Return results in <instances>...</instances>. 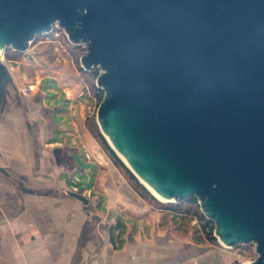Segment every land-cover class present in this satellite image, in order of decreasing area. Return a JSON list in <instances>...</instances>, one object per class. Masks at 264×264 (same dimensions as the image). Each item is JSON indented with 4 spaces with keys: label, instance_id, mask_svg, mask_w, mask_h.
I'll use <instances>...</instances> for the list:
<instances>
[{
    "label": "water",
    "instance_id": "95a60500",
    "mask_svg": "<svg viewBox=\"0 0 264 264\" xmlns=\"http://www.w3.org/2000/svg\"><path fill=\"white\" fill-rule=\"evenodd\" d=\"M56 25L85 44L96 123L132 174L163 201L196 197L222 245L264 264V0H0V51ZM8 84L0 61V110Z\"/></svg>",
    "mask_w": 264,
    "mask_h": 264
},
{
    "label": "crops",
    "instance_id": "0c3cea01",
    "mask_svg": "<svg viewBox=\"0 0 264 264\" xmlns=\"http://www.w3.org/2000/svg\"><path fill=\"white\" fill-rule=\"evenodd\" d=\"M51 102H34L39 120L29 118V103L22 109L8 96L1 104L0 167L7 175L0 172V264H83L94 256L104 264L229 262V254L211 248L203 236L141 219L112 244L106 228L112 217L102 226L104 217L89 209V198L84 205L67 193L83 195L85 163L94 165L92 179L99 175L100 166L88 156L98 143L84 120L78 124V116Z\"/></svg>",
    "mask_w": 264,
    "mask_h": 264
},
{
    "label": "rangeland",
    "instance_id": "374dc122",
    "mask_svg": "<svg viewBox=\"0 0 264 264\" xmlns=\"http://www.w3.org/2000/svg\"><path fill=\"white\" fill-rule=\"evenodd\" d=\"M84 52L85 44H71L64 30L57 28V25L47 33L36 35L27 49L21 53L7 48L3 52V58L4 62L10 66L12 85L8 84L6 87L2 101H6L8 96L14 97L22 109L29 103V118L39 120L40 113L34 102L44 99L47 105L50 100H53L51 102L53 105L60 103V107L72 112L70 114L72 117L78 116V124L84 120V128L89 132L90 128L100 132L95 114L101 100L98 101L93 93L96 78L91 75V72L82 70L80 66V57ZM5 53L8 55L5 56ZM15 81H18V84L15 85ZM23 84L30 85V92L26 96L19 93V87ZM62 112H64L63 109ZM54 119L59 122L58 115L55 114ZM104 139L109 145L105 137ZM96 142L98 143L97 140ZM114 153L117 156L115 151ZM88 156L100 166V173L92 179L94 165L85 163L83 167L89 174L84 176L85 183L79 190L90 199L89 209L104 217L102 226L110 217L113 219L112 223L115 222L116 217H119L124 223L125 233L128 228H135L138 224L137 219H141L143 222L149 221L150 226L157 225L166 230H180L194 236H204L202 230L197 232V229L198 231L200 229L198 222L191 215L179 216L162 207L165 203H178L179 201L167 202L158 199L136 178L148 194L138 189L127 172L113 161L100 143H95L94 150H91ZM119 160L123 163L121 158ZM199 210L202 211L200 205ZM110 224H106V228ZM211 235L213 240L205 239L203 242L214 250L221 248L226 251L230 256L226 264H235L236 261L244 263L256 259L257 252L253 243L227 247L218 241L214 231Z\"/></svg>",
    "mask_w": 264,
    "mask_h": 264
},
{
    "label": "trees",
    "instance_id": "16d2710c",
    "mask_svg": "<svg viewBox=\"0 0 264 264\" xmlns=\"http://www.w3.org/2000/svg\"><path fill=\"white\" fill-rule=\"evenodd\" d=\"M77 45V44H76ZM15 51V50H14ZM16 53H21L18 51H15ZM8 55V53H5V56ZM83 70V69H82ZM87 71V70H84ZM91 72V75L94 76V78H96L97 74H98V70H92V71H88ZM93 93L96 96L97 100L100 101L102 100L103 97V93L102 91L97 88L94 84L93 86ZM95 123V122H94ZM96 125V124H95ZM90 132L93 135V137L98 141V143H100L102 145V147L104 148L105 151H107V153L110 155V157L113 159V161L119 165L120 167H122L125 172H127L128 176L130 177V179H132L135 182V186L141 190H143L144 192H146V194H148V192L146 191V189L144 188V186L139 183L136 179V177L132 174V172L119 160V158L115 155L113 149L107 144V142L105 141L103 135L101 134V132H99L97 129H92L90 128ZM163 208H166L170 211H172L173 213H175L176 215L179 216H185V215H191L192 218L196 219L199 225V231L197 229V232H201V230L204 232V238H201V235H198V238L201 239H210L213 240L214 238L212 237V232L214 229V223L213 221L209 220L203 213L202 211L199 210V205L197 202L196 197L192 196L188 199H184L183 201H179L178 203H165L162 205ZM124 233V223H122L119 219V217H116L115 222L110 224L107 228V234H108V240L113 244L115 240H117L119 243L122 241L120 239L121 234ZM200 239V240H201Z\"/></svg>",
    "mask_w": 264,
    "mask_h": 264
},
{
    "label": "built area",
    "instance_id": "2783aa9c",
    "mask_svg": "<svg viewBox=\"0 0 264 264\" xmlns=\"http://www.w3.org/2000/svg\"><path fill=\"white\" fill-rule=\"evenodd\" d=\"M1 57L3 58V52H0ZM3 62H4V58H3ZM8 69H10V66H8L7 62H4ZM10 71V70H9ZM30 92V85L29 84H23L20 87V93L24 96L28 95ZM83 264H104L102 258L94 256L89 258L88 260H86Z\"/></svg>",
    "mask_w": 264,
    "mask_h": 264
},
{
    "label": "bare ground",
    "instance_id": "6f19581e",
    "mask_svg": "<svg viewBox=\"0 0 264 264\" xmlns=\"http://www.w3.org/2000/svg\"><path fill=\"white\" fill-rule=\"evenodd\" d=\"M1 52V51H0ZM0 61H2L3 62V58L1 57V55H0ZM122 159H123V161H125L124 160V158L122 157V156H120ZM148 187V186H147ZM148 189L152 192V194L153 195H155L157 198H159L160 200H163L162 198H160L157 194H155V192L150 188V187H148ZM244 264H248V262L246 261V262H244Z\"/></svg>",
    "mask_w": 264,
    "mask_h": 264
}]
</instances>
